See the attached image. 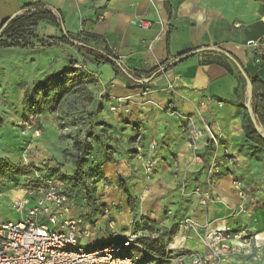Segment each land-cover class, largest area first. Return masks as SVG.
Listing matches in <instances>:
<instances>
[{"label": "crops", "instance_id": "1", "mask_svg": "<svg viewBox=\"0 0 264 264\" xmlns=\"http://www.w3.org/2000/svg\"><path fill=\"white\" fill-rule=\"evenodd\" d=\"M35 2L60 10L64 16L60 28L41 22L37 27L39 34L62 37L65 31L76 37L78 51V47L93 48L102 53L108 50L118 58L123 72L120 75L108 64L98 65L89 60L85 64L97 73L103 86L101 91H108L105 106L109 105L110 110L116 107L110 111L109 118L116 122L113 130L119 132L117 136L121 139L112 137L111 142L117 141L121 149H115L117 152L105 165V171L116 175V162L123 163L120 171L124 174L137 171L135 175L137 179L140 177L141 188L139 185L138 191L131 186L130 192L141 198V210L150 214L152 226L159 228V222L167 226L169 220L163 218L165 204L180 199L178 176L173 172L197 174L199 168L191 165L195 155L189 133L193 127L210 125L222 140V147L226 148L222 152L236 157L241 155L238 149L246 141L243 129L246 111L240 104L249 111L252 100L248 82L241 83L234 60L249 77L264 81V22L261 20L264 0H0V28L4 20L20 14L24 5ZM137 17L168 23V30L151 49L145 43L159 33V28L157 25L152 29L139 28L133 23ZM213 57L227 63L233 74L222 64L212 61ZM158 68L166 70L156 74L154 70ZM145 79L149 81L144 87L133 89L128 86L129 82L144 83ZM188 115H194L196 126H192ZM153 142L156 143L155 150L150 149ZM209 143L207 137L196 141L202 152L207 150ZM139 146L144 147L148 158L157 162L151 179L153 187L144 193L142 186L148 184L144 178L146 164L136 156ZM130 148L132 154L125 152ZM126 161L135 164L126 165ZM214 192L226 201L235 203L237 200L230 175L216 179ZM126 193L130 195L129 191L122 193L115 187L107 201L118 205L125 200L123 195ZM71 200L69 217H83L82 227L91 229V235L84 242H106L127 233L116 234L107 214H99L98 222L87 221L85 203L75 198ZM126 208L124 206V213ZM183 210H196L202 219L200 209L191 203H186ZM209 212L211 219L218 220L215 225L227 223L228 208L224 204L213 205ZM116 213L125 219L124 213ZM252 225L257 229L261 243L259 260L248 256L247 262H243L242 255L232 254L221 264H264V221L261 224L256 217ZM171 246L182 247L183 253L191 255L205 253V248L195 239L186 240L183 236L168 247Z\"/></svg>", "mask_w": 264, "mask_h": 264}, {"label": "rangeland", "instance_id": "2", "mask_svg": "<svg viewBox=\"0 0 264 264\" xmlns=\"http://www.w3.org/2000/svg\"><path fill=\"white\" fill-rule=\"evenodd\" d=\"M36 33L46 43H54L53 46L0 48V218L14 221L20 218L13 206L14 200L21 197L28 187L39 186L37 171L45 179L58 184L67 195L73 194L72 186L76 189L81 186L84 191L76 190V197L78 202L87 198V221L98 222L99 214H107L110 220H114L116 234L128 233L140 217L150 220V214L145 209L141 210L139 195L130 192L131 186L138 191L141 188L140 177L137 179L135 175L137 171L135 174H124L120 171L123 170V163L119 162H116V175L105 171L107 162L113 160L116 150L121 149L117 141L111 142L112 137L121 139V136L113 130L116 122L109 118L112 109L109 105L105 106L108 91H101L103 86L97 73L86 67V59L76 47L79 45L76 38L66 43L59 41L61 37L39 34L37 29ZM245 82L246 79L241 80L242 84ZM193 116L188 115L190 118ZM192 122V126H196L194 118ZM37 128L40 129V136L34 134ZM190 142L195 155L191 165L199 168L197 174L173 172L174 176H178L180 199L170 205L165 204L163 218L169 220L167 226L157 223L163 244L168 247L180 236L186 240L195 239L205 248L202 255L209 256L208 232L221 231L224 236L242 233L251 242L241 252L233 254L242 255L243 262H247L249 257L259 260L261 243L256 246L254 239H259L258 232L252 224L256 217L259 223L264 221V150L250 155L251 143L245 141L238 149L241 155L236 157L222 152L226 149L222 147V140L219 145L210 141L204 152L191 136ZM125 152L132 154L133 149ZM197 157L201 158V162L196 160ZM213 159L218 168L215 174L211 172L210 162ZM81 161L82 168L77 171ZM125 164L134 165L135 162L126 161ZM156 165L155 159L151 169L144 166V178L148 184L142 186L143 193L153 187L151 179ZM225 175L231 176L233 195L237 199L235 203L214 192L216 179ZM76 176L81 177L79 184L74 180ZM235 181L244 187V197L239 195ZM115 187L122 193L129 191L132 206L127 193L120 204H109L107 197ZM186 203L198 207L203 214L202 219L196 210L184 211ZM218 203L228 208L226 224L215 225L218 220L209 216L210 208L213 205L218 207ZM124 206L127 207L126 213ZM116 212L124 213L125 219L116 216ZM186 217L193 218L197 226L182 230L179 224ZM171 247L176 248V254L184 251L182 247ZM126 252L129 254L131 250ZM228 256L224 257V261Z\"/></svg>", "mask_w": 264, "mask_h": 264}, {"label": "built area", "instance_id": "3", "mask_svg": "<svg viewBox=\"0 0 264 264\" xmlns=\"http://www.w3.org/2000/svg\"><path fill=\"white\" fill-rule=\"evenodd\" d=\"M261 20L264 22V13ZM133 23L143 29L158 26L159 33L145 43L148 49H151L161 34L168 30V23L144 17L135 18ZM250 43L254 44V41ZM148 81L145 79V82ZM148 90L146 88V91ZM119 100L123 101L121 98ZM111 109L116 110V107ZM188 119L192 122V118ZM34 134L40 136V129H35ZM189 134L194 141L207 137L209 141L220 144L219 137L208 124L203 128L193 127ZM150 149H156L155 142L151 143ZM136 156L145 161L147 169H151L155 163L154 158L146 156L143 146L136 148ZM196 160L201 162L200 157ZM210 163L212 174L218 173L214 159ZM35 172L39 186L28 187L13 203L20 218L15 221L0 218V264H152L144 262L140 255L152 256L155 264L160 262L158 255L141 244L140 239L143 237L153 240L161 237L159 228L149 224L145 217H140L120 240L112 239L106 241V244L84 242V239L91 235V229L82 227L85 222L83 217H69L72 205L70 196L59 185ZM234 183L239 195L244 197V187L239 181ZM41 184L44 185L40 186ZM83 202L86 203V199H83ZM107 212L108 209L105 210V213ZM109 223L114 227V221ZM146 224L152 226L153 230L146 229ZM179 225L182 230H188L195 228L197 223L193 218L186 217ZM206 239L211 248L209 256L183 252L176 254V248L166 247L168 256L163 264H221L224 257L241 252L243 247L251 242L245 234L224 236L221 231L208 232ZM254 240L258 246L259 239ZM127 250L131 252L128 254Z\"/></svg>", "mask_w": 264, "mask_h": 264}, {"label": "trees", "instance_id": "4", "mask_svg": "<svg viewBox=\"0 0 264 264\" xmlns=\"http://www.w3.org/2000/svg\"><path fill=\"white\" fill-rule=\"evenodd\" d=\"M41 22H46L52 24L56 27H62L64 23V16L60 10H53L49 7V5L43 2H35L31 4L24 5L22 7L21 13L17 14L14 17H9L1 25L0 28V48L4 47H30V48H44L52 47L54 43H46L43 38H40L36 29ZM72 34L64 32L59 41L71 43V40L75 39ZM35 40V42L33 41ZM33 42V43H32ZM79 51L82 53L86 60H89L95 64H108L110 65L117 75L123 74L122 66L117 63V57L112 55V53L106 50L104 53L88 47H78ZM185 55V54H184ZM182 55V56H184ZM212 61H216L227 68V70L233 74L232 68L227 64L217 59V57H213ZM237 73L239 74L240 80H245L239 68L235 67ZM154 72L156 74H160L162 71L158 68L155 69ZM131 74V73H129ZM127 76V74H125ZM252 82V95H251V108L255 119L260 125L261 129L264 131V81L259 79L258 77H250ZM148 82L140 83V82H132L128 84L129 88H139L144 87ZM239 88L236 89V93L238 94ZM245 109L244 121H243V129L245 131L246 141L251 143V152L250 155H257L259 152L264 150V133L261 130L256 129L252 117L249 114L248 108L243 104H240ZM86 154V153H85ZM8 166H12L8 163ZM82 168L79 163L77 167V171ZM76 184H79L81 181V177L74 178ZM126 189V186L123 185ZM73 194L68 193V195L74 198L76 197V190L79 192L83 189L81 186L73 187ZM128 192V190H125ZM77 199V197H76ZM83 199L87 198L84 197ZM129 199L131 201L132 206V197L129 195ZM149 224L150 221H149ZM152 225V224H151ZM153 227L146 224V229L153 230ZM161 236V235H160ZM120 240V238H117ZM141 244L146 246L151 252L158 255L161 260L156 264H163V261L168 256L166 252V244H163V239L160 237L159 239L153 240L149 237H143L140 239ZM98 244H106V242H101ZM142 259L144 262H152L155 264L153 257L150 255H142Z\"/></svg>", "mask_w": 264, "mask_h": 264}, {"label": "water", "instance_id": "5", "mask_svg": "<svg viewBox=\"0 0 264 264\" xmlns=\"http://www.w3.org/2000/svg\"><path fill=\"white\" fill-rule=\"evenodd\" d=\"M14 16H16V15H13L12 17H14ZM234 62L237 65V67L239 68V70L241 71V73L244 76V78L246 79V81L248 82V85H249V87L251 89L252 82H251L250 77L247 75V73L245 72V70L239 65V63L236 60H234ZM164 70H166V68L161 69V71H164ZM250 91H251L250 93L252 95V89ZM249 113H250V115L252 117V120H253V123H254L256 129L261 130L260 125L258 124L257 120L255 119V117L253 115V112H252V108L251 107L249 108Z\"/></svg>", "mask_w": 264, "mask_h": 264}, {"label": "bare ground", "instance_id": "6", "mask_svg": "<svg viewBox=\"0 0 264 264\" xmlns=\"http://www.w3.org/2000/svg\"><path fill=\"white\" fill-rule=\"evenodd\" d=\"M142 197V196H141Z\"/></svg>", "mask_w": 264, "mask_h": 264}]
</instances>
